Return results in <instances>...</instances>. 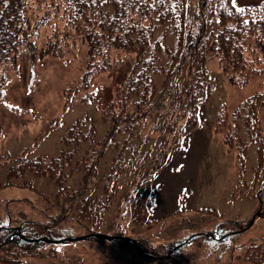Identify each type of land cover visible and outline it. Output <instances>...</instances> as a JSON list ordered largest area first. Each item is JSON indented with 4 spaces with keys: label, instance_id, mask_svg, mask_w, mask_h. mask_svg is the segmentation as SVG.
<instances>
[{
    "label": "rangeland",
    "instance_id": "obj_1",
    "mask_svg": "<svg viewBox=\"0 0 264 264\" xmlns=\"http://www.w3.org/2000/svg\"><path fill=\"white\" fill-rule=\"evenodd\" d=\"M78 1L97 3L101 18L107 21L126 11L123 5H117L119 0ZM136 1L135 9L143 10L149 22L145 32H138L139 28L131 32L129 45L132 42L137 48L145 42L140 58L130 56L119 68L101 72L91 81L84 69V53L76 49L63 58L46 55L33 68L25 63L10 76L0 102V198L45 197L43 201L52 199L50 204L55 209V181L61 176L66 194L80 190L72 201L77 206L94 200L104 207L99 233L168 250V245L186 240L195 232L205 233L221 220H244L255 212L257 193L264 183V156L257 155L255 144L247 137L243 117L234 121L236 128L224 119L230 120L231 112L244 99L264 91V63L245 83L233 86L218 74L217 61L209 60L207 67L217 74V86L197 117L184 127L182 109L170 115L173 105L163 104L161 90L171 53L190 26L197 0ZM262 1L231 3L242 7ZM175 3L182 10L171 20L162 21ZM205 17L213 19L211 15ZM42 44L39 39L38 45ZM149 56L156 60L147 63ZM132 68L152 77L155 89L147 95L144 107L136 104L143 103V94L114 117L103 115V107ZM260 111V130L264 133V108ZM85 117L89 121L86 135L69 159L72 147L66 146L64 139L75 120ZM97 148L101 157L84 184V174L93 169L88 155L91 150L96 154ZM19 161L28 162L29 169L10 181L27 186H4L7 171ZM57 161L60 170L55 171ZM39 169L43 175L37 173ZM112 171L119 176L109 184ZM233 236L221 254L204 249L202 256L194 257L191 252L189 263L236 264L237 259L231 262L233 255L228 249L234 247L236 253L243 245L264 237V215ZM92 241H64L54 247L57 255L42 250L18 264H72L73 259L77 264H124L96 251ZM194 245L201 247L198 241Z\"/></svg>",
    "mask_w": 264,
    "mask_h": 264
},
{
    "label": "trees",
    "instance_id": "obj_2",
    "mask_svg": "<svg viewBox=\"0 0 264 264\" xmlns=\"http://www.w3.org/2000/svg\"><path fill=\"white\" fill-rule=\"evenodd\" d=\"M136 2L119 0L117 5H123L125 13L107 21L101 18L97 3L78 0H0V102L4 99L10 76L17 74L25 63L33 68L46 55L63 58L72 50L83 51L84 69L91 81L101 72L119 68L130 56L140 58L145 42L141 41L137 48L132 42L129 45L131 32L136 28H139L140 33L145 32L144 26L149 22L146 23L143 10L135 9ZM196 5L189 20L190 26H187L183 38L179 40V48L171 53L161 90L164 95L163 104L166 102L173 105L170 115L179 107L180 112L182 109L181 113L186 119L184 127L189 126L197 117L199 108L209 100L213 88L217 86V74L207 67L209 60L217 61L218 74L233 86L245 83L264 63V1L258 5L238 7L231 0H197ZM181 10L179 4L175 3L162 21L171 20ZM210 15L213 19L205 17ZM39 39L43 40L42 46L38 45ZM146 60L149 63L156 60V57L149 56ZM151 83L150 74H139L138 70H131L118 84L116 95L103 107V115L114 117L118 112L125 111L138 95L143 94V103L136 104L144 107L147 95L155 89ZM263 108L264 91H260L244 99L231 112L230 120L223 118L224 122L230 121L236 128L234 121L243 117L245 133L251 143L255 144L259 156H264V133L260 130L259 117ZM88 123L87 117L79 118L69 127L64 139L65 145L72 147L68 150L69 159L77 151L79 140L85 137ZM88 157L93 169L84 174V184L96 169L101 149L97 148L96 154L91 150ZM57 163L59 165L55 171L60 170V163ZM77 168L73 167L74 170ZM28 169L26 161L11 166L3 185L16 186L11 181L14 182ZM37 173L43 175L40 169ZM118 176V172H110L108 183H113L112 180ZM62 180L58 176L55 181L58 195L55 209L50 204L52 199L44 202L45 197L0 198V264H18L38 256L42 250H47L49 255H57L54 247L59 243L47 241L77 236H84L85 239L73 241L84 243L93 240L96 251L108 253L111 258H117L124 264H191L188 260L191 252L194 257L202 256L204 249H212L218 255L221 254L229 246L228 240L242 233L251 219L250 216L244 220H221L205 233H194L188 240L168 245V250L161 246L158 249L147 247L139 242L136 248L129 240L92 235L98 232L104 207L94 200L77 206L72 201L75 193H80V190L66 194ZM257 197L258 206L255 211L260 205L264 213V183ZM196 241L200 243V248H194ZM234 249H228L233 255L232 263L237 259L236 264H264V237L243 245L236 253ZM73 260H70L72 264L78 263Z\"/></svg>",
    "mask_w": 264,
    "mask_h": 264
},
{
    "label": "water",
    "instance_id": "obj_3",
    "mask_svg": "<svg viewBox=\"0 0 264 264\" xmlns=\"http://www.w3.org/2000/svg\"><path fill=\"white\" fill-rule=\"evenodd\" d=\"M251 223H252V221H251ZM93 235H95V236H97V237H101V238H106V239H111V237L112 236H107V235H104V234H93ZM85 237L84 236H79V237H76V238H66V240H81V239H84ZM131 240V242L135 245V246H137L136 245V241L135 240H133V239H130ZM62 240H58V241H55V240H50L49 242H61Z\"/></svg>",
    "mask_w": 264,
    "mask_h": 264
}]
</instances>
